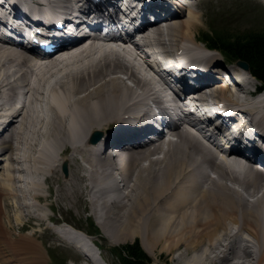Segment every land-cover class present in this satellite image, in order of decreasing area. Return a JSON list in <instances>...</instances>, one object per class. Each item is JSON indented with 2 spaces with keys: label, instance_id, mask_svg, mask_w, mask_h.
I'll return each instance as SVG.
<instances>
[{
  "label": "bare ground",
  "instance_id": "bare-ground-1",
  "mask_svg": "<svg viewBox=\"0 0 264 264\" xmlns=\"http://www.w3.org/2000/svg\"><path fill=\"white\" fill-rule=\"evenodd\" d=\"M22 1L26 6L41 2L49 12L60 8V0ZM178 5L163 26L141 29L144 46L185 54L205 49L193 35L200 16ZM143 45L129 38L120 45L99 44L86 37L52 56L31 57L0 43V166L7 162L5 173L0 174V264H43L35 238L21 237L20 246L15 243L13 219L20 224L26 214L42 220L38 213L42 182L38 180L53 176L55 169L60 172V161L68 164V173L59 181L65 199L83 198L90 204L96 224L111 244L137 236L153 258L156 249L176 252L172 260L177 264H264V161L256 154L232 152L220 162L199 138L180 126L170 133L175 142L163 141L162 135L152 146L126 133L125 123L136 122L140 109L149 106L147 99H156V91L164 88L156 72L151 79L144 78L151 68L144 60ZM210 57L217 60L214 54ZM124 61L140 75L138 92L127 85L130 78L122 70ZM251 83L246 80L231 94L226 81L214 76L198 90V105L248 102V114L256 117V127L264 133V101L249 99ZM236 91L244 96L235 95ZM121 131L129 135L128 151H121L117 159L102 154V144L117 145L112 138ZM94 132L101 133L95 144L90 143ZM12 139L16 149L26 144L36 156H17ZM54 148H62L60 154L69 148L68 155L57 159ZM73 152L79 157L69 158ZM71 161L75 168H70ZM30 165L43 173L38 180L32 175L22 179ZM109 179L112 184L105 186ZM57 234L75 248L93 244L86 235L87 242L80 245L62 231ZM20 247L38 257L28 256L25 261L14 257L13 250ZM78 257L88 260L84 254Z\"/></svg>",
  "mask_w": 264,
  "mask_h": 264
},
{
  "label": "rangeland",
  "instance_id": "rangeland-1",
  "mask_svg": "<svg viewBox=\"0 0 264 264\" xmlns=\"http://www.w3.org/2000/svg\"><path fill=\"white\" fill-rule=\"evenodd\" d=\"M192 4L193 10L201 18L200 25L195 31H193V35H196V42L199 41L198 34H203L206 30L213 29L214 31H219L221 33L229 32V34H239L247 30H260L264 27V4L258 0H192ZM255 84L256 82H254V85ZM11 145L14 148L13 151L16 153V155L20 156L21 158H23L25 154L31 155L32 157L36 156L35 149L32 148L28 150L26 144H21L19 149H16L15 141L12 139ZM61 149L62 148L53 149V153L57 154V159H62L63 157L66 158L68 155L69 148H66L64 152L60 154ZM76 157H79V154L77 152H73L69 158ZM71 162L69 163L70 168H75V163ZM6 164V161L5 163L1 162L0 174L5 173L7 167ZM24 164L25 162L22 161L21 166H24ZM36 165L38 166V164ZM27 169V171L23 172L22 179L28 180L32 175L38 180L39 175L43 174L42 172H37L38 169H35L33 165H30ZM47 170L50 169L47 168ZM59 171L60 172L56 171V169L54 170L53 176L58 173L56 176L57 178H53V176H51L48 179L45 178L44 181V176L40 177L42 179V198L38 202L41 208L38 213L41 215L40 217L42 220L40 221L34 216H28L26 214L22 216L20 224L14 223L13 219L14 226L12 233L15 240H17V242L19 241L18 243L15 241V243L20 246L21 237L30 238L31 240L35 238L36 244L39 246L38 249H40L38 254L41 253L45 258V261H42L43 259L41 258V262H44L43 264H54V257L58 261H64V264H82L84 258L78 257V252L72 246L63 243L64 241L62 240V242L60 240V238L55 233L54 227L48 226L50 222H48L46 218L49 217L58 221L62 219L68 222L71 226H74L76 229H80L84 232H89L92 230L88 226V223L92 222L94 228H97L100 232V237L96 239H98L97 244L100 245L101 257L104 258L106 262L105 264H114V258L109 251V248L113 245L109 242V238L105 234V236L102 234L103 232H101L102 230L99 229L100 227L96 225V218L90 209V204L87 203L89 205L87 206L83 198H81L80 201L78 199H74L72 202L65 199L66 196L63 193V188L59 183V181L61 182L62 179V171ZM22 185L23 184H21V186ZM84 198L86 199L87 197L84 196ZM14 213L16 212L11 213L12 217H14ZM44 226L48 227V231L42 233L44 230L42 227ZM33 232L34 234L32 235ZM20 233H26V236L20 235L19 238L18 234ZM28 234L30 236H27ZM135 238L136 237L133 239L129 238L128 243L132 242ZM20 248V250H17V248L13 250L14 252H12V255L14 257L24 259V261L25 257L28 258V256H31L30 258L32 259L35 256L38 257V254L29 255L27 252L23 251L22 247ZM1 253L5 254L6 252ZM155 253V258L147 255L151 260V264H177L176 261L172 260V257H175L174 254H177L176 252H159L158 249H156ZM48 255H51V260L47 257Z\"/></svg>",
  "mask_w": 264,
  "mask_h": 264
},
{
  "label": "trees",
  "instance_id": "trees-1",
  "mask_svg": "<svg viewBox=\"0 0 264 264\" xmlns=\"http://www.w3.org/2000/svg\"><path fill=\"white\" fill-rule=\"evenodd\" d=\"M204 40L227 59L246 63L251 75L264 88V28L239 34L205 35ZM118 255L120 264H149L137 242L122 247Z\"/></svg>",
  "mask_w": 264,
  "mask_h": 264
},
{
  "label": "water",
  "instance_id": "water-1",
  "mask_svg": "<svg viewBox=\"0 0 264 264\" xmlns=\"http://www.w3.org/2000/svg\"><path fill=\"white\" fill-rule=\"evenodd\" d=\"M97 137H98V134H97V136L95 137V139H96ZM63 170H64V172H66V168H65V166H64Z\"/></svg>",
  "mask_w": 264,
  "mask_h": 264
}]
</instances>
